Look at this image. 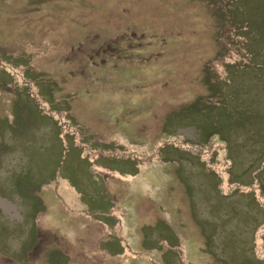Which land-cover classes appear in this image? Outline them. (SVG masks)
<instances>
[{
  "label": "rangeland",
  "instance_id": "374dc122",
  "mask_svg": "<svg viewBox=\"0 0 264 264\" xmlns=\"http://www.w3.org/2000/svg\"><path fill=\"white\" fill-rule=\"evenodd\" d=\"M0 264H264V0H0Z\"/></svg>",
  "mask_w": 264,
  "mask_h": 264
}]
</instances>
